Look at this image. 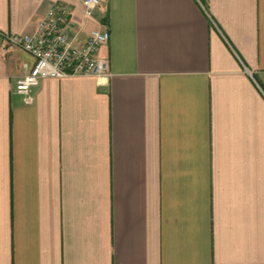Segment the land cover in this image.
<instances>
[{
    "label": "crops",
    "instance_id": "1",
    "mask_svg": "<svg viewBox=\"0 0 264 264\" xmlns=\"http://www.w3.org/2000/svg\"><path fill=\"white\" fill-rule=\"evenodd\" d=\"M56 2L111 75L27 103ZM0 264H264V0H0Z\"/></svg>",
    "mask_w": 264,
    "mask_h": 264
},
{
    "label": "built area",
    "instance_id": "2",
    "mask_svg": "<svg viewBox=\"0 0 264 264\" xmlns=\"http://www.w3.org/2000/svg\"><path fill=\"white\" fill-rule=\"evenodd\" d=\"M79 1L87 17L93 16L101 3V0ZM72 12L70 5L56 2L32 33L6 36L10 44L22 48L35 59L33 67L19 78L16 86L25 102L34 101L33 90L45 78H108L111 75L108 60L98 53L100 47L110 38L109 30L95 28L84 35L72 33Z\"/></svg>",
    "mask_w": 264,
    "mask_h": 264
}]
</instances>
